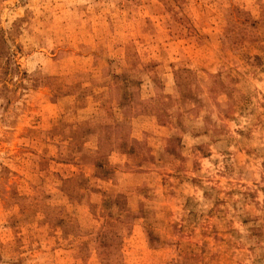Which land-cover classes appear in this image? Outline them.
<instances>
[{"label": "rangeland", "instance_id": "rangeland-1", "mask_svg": "<svg viewBox=\"0 0 264 264\" xmlns=\"http://www.w3.org/2000/svg\"><path fill=\"white\" fill-rule=\"evenodd\" d=\"M0 264H264V0H0Z\"/></svg>", "mask_w": 264, "mask_h": 264}]
</instances>
